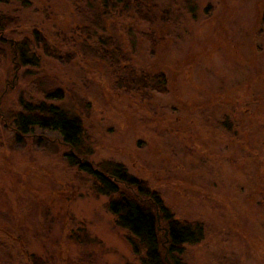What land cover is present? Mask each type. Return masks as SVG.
I'll return each instance as SVG.
<instances>
[{
    "label": "rangeland",
    "instance_id": "1",
    "mask_svg": "<svg viewBox=\"0 0 264 264\" xmlns=\"http://www.w3.org/2000/svg\"><path fill=\"white\" fill-rule=\"evenodd\" d=\"M93 4L0 2L7 38L38 61L0 56V264H141L56 133L16 140L12 118L21 100L46 102L41 86L60 87L61 107L81 117L91 163L122 164L174 218L201 224L181 264H264V0H150L153 22L129 10L101 29ZM35 30L57 59L33 43ZM99 35L134 70L162 73L166 92L117 87L115 69L84 46Z\"/></svg>",
    "mask_w": 264,
    "mask_h": 264
},
{
    "label": "trees",
    "instance_id": "2",
    "mask_svg": "<svg viewBox=\"0 0 264 264\" xmlns=\"http://www.w3.org/2000/svg\"><path fill=\"white\" fill-rule=\"evenodd\" d=\"M151 6L154 7L152 3ZM151 6L150 0H97V4L90 7L89 14L93 12L97 15L94 26L101 29L108 23H113L114 17L129 10H132L139 20L153 22L155 15ZM188 12H192L190 6ZM92 21L89 19L88 22ZM8 24L9 18L0 14V56L7 58L13 67H36L37 58L34 52L29 53L27 43L16 39L13 42L11 38H7ZM32 39L45 55L58 58V46H49L38 31L32 32ZM118 44L111 35H99L93 42H86L84 46L93 49L96 56L115 69L112 75L117 87L124 86L133 91L135 89L136 92L143 90L165 93L164 75L131 68L127 57L116 55L113 51L120 48ZM40 89L46 102L33 104L25 100L20 101L21 109L12 118L16 140L29 137L35 128L56 133L69 150L65 154L67 162L90 175L94 179L96 193L107 196V210L114 216L116 223L127 232L128 243L132 251L140 255L141 264H181L177 256L182 253L184 245L194 244L202 239L201 224L174 218L159 194L141 179L130 174L122 164L113 161L91 163L87 159L89 155L85 153L89 150L85 151L82 147L81 117L66 113L59 104L64 98L63 90L60 87L42 86ZM222 124H225V130L230 131L226 122Z\"/></svg>",
    "mask_w": 264,
    "mask_h": 264
}]
</instances>
